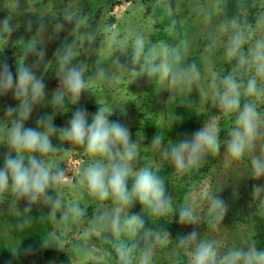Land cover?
Instances as JSON below:
<instances>
[{"label":"clouds","instance_id":"clouds-1","mask_svg":"<svg viewBox=\"0 0 264 264\" xmlns=\"http://www.w3.org/2000/svg\"><path fill=\"white\" fill-rule=\"evenodd\" d=\"M63 19L65 23L71 24L78 18L65 9ZM229 24L234 30H229ZM235 25L236 21L233 20L219 26L221 32H229L224 54L228 59H235L234 70L218 77L215 71L209 69V87L214 105L221 114L231 117V127L226 136L221 139L217 117L210 115L190 136L165 141L158 133L148 146L168 160L176 173H188L199 167L207 155L220 152L221 147L225 164L239 160L252 152L254 142L260 135L264 115L257 110L255 99L264 97V87L258 83V80H264V35L256 33L264 26V17L257 18L255 24L246 23L242 27ZM26 27L31 29L30 21ZM15 28L16 25L11 24L8 17L0 19V36L10 37ZM63 28L64 25L57 22L54 34ZM38 33L40 36L45 35V24L38 25L24 48L25 53L36 57L33 63H16L13 74L7 61L0 60V97L11 93L16 101L15 106L5 107L3 116L10 119L6 127H0L2 145L8 148L0 160V194H10L17 201L24 200L26 204L23 210L27 213H30L33 205L40 204L49 209L47 214L53 218L58 211L62 219L78 218L83 212L79 203L65 202L59 191L65 184L66 168L60 164L53 165L45 157L56 153L67 154V144L82 146L90 162L82 169L76 184L83 185L98 201L112 202L110 208L99 211L97 222L114 237L113 247L120 264H133L132 249L135 246L121 241L122 233L143 242L135 257L136 264H152L155 248L168 242L169 233L162 236L159 231L145 227L143 216L125 210L132 209L138 203L142 211L150 210L158 216L171 213L179 224L195 226L201 220L193 202L186 199L184 203L174 206L164 180L155 169L149 164L137 166L143 138L139 136L138 140H132L128 127L110 120L114 109L100 106L97 101L98 107L94 113L89 114L77 107L65 126H54L53 116L66 96L75 106L82 92L94 93L85 79L87 66L77 61L79 41L61 43L54 52L55 75L59 86L47 101L54 112L36 117L35 127L25 126L34 108L43 105L46 97L43 79L36 75L41 58H45ZM84 40L91 46L96 40L95 31L87 32ZM112 42L113 39L109 38L108 43ZM249 42L251 44L245 51L244 46ZM186 48V43L183 49L179 46L168 47L163 43L146 48L142 33L128 32L116 44L115 54L110 61L117 71L108 72L103 59L98 58L89 79L113 83L124 72L134 81L144 77L150 82L151 78L156 77L166 81L168 90L175 88L177 93H182L185 87L191 89L194 86L198 93L207 96L208 90L199 84L201 72L196 64L182 63ZM117 53L127 56L129 63L122 64ZM241 69L251 72L246 80L237 79ZM242 96L254 99L242 103ZM53 137L58 141L55 145L52 143ZM250 177L264 178V152L250 157ZM254 191H264V186H255ZM202 196H206L208 201L205 220L215 229L222 223L227 205L219 197L207 193ZM175 240L178 248L188 252V264H264V248H258L254 241L237 247L223 246L217 240L198 235L195 228ZM40 246L58 248L50 236L41 237ZM10 251L15 256L21 249L18 252Z\"/></svg>","mask_w":264,"mask_h":264},{"label":"rangeland","instance_id":"rangeland-1","mask_svg":"<svg viewBox=\"0 0 264 264\" xmlns=\"http://www.w3.org/2000/svg\"><path fill=\"white\" fill-rule=\"evenodd\" d=\"M35 1L37 2L34 6L31 5L33 9L30 12L34 17L38 18L39 12L46 11L47 14L54 12V0H43L42 4H39V0ZM249 1H251L252 7L255 8L252 19L249 18L250 14L244 13L240 18L229 20L221 17L218 0L110 1L99 15L95 32L96 40L91 47V49L97 47L99 52L93 64L88 66L85 72V79L94 93L82 92L77 105L62 108L60 106L57 114L53 116V124L59 128L67 124L72 111L77 107L83 108L91 114L97 110L98 101L100 106L114 109L109 119L118 121L128 127L132 140H138L139 136L143 138L140 143V162L137 166L149 164L155 169L156 173L159 170L169 169L167 177L170 180V195L173 199V205L178 206L184 203L186 199H190L193 202L197 216L200 217L201 223L199 225H181L177 222L175 215L172 217V214L168 213L164 215V221L170 229L178 234H187L195 228L198 235H203L206 239L217 240L223 246L232 247L243 246L248 241H254L256 244L255 217H264V191H254L255 186H264V178L253 179L250 177V157L264 152V123L260 126V135L254 142L252 152L246 153L239 160H233L230 164H225V157L222 153L223 148L221 147L220 152L207 155L199 167L188 173H176L168 160L160 157L159 153L149 148L152 138L149 134H144L143 131L155 127L171 126L177 120L174 113L175 107L191 101L194 102L197 113L204 116V121H207L210 115L217 117L219 135L223 140L231 127V117L221 114L214 105L209 87L211 80L209 69L215 71L218 77L234 70L232 64H235V59H228L224 54L225 42L229 32H221L219 26L221 23H229L235 20V27H242L246 23L255 24L257 18L264 17V0ZM19 7V3L11 4L8 7V15L13 19L16 26L19 25L20 21L12 12H19ZM0 8H4V3L0 4ZM2 15L4 14H1L0 18ZM19 18H22L21 12ZM29 21H32L31 29L33 30L32 33L35 34L36 28L40 23H43V20L40 18L36 21L29 19ZM44 24L46 26L45 21ZM25 29L24 34H20L15 29L10 37L5 35L0 38L2 43L0 45V60L7 61L13 74L15 73L16 63L31 64L36 59L35 56L24 52L27 40L30 38L28 29ZM229 30H234L230 24ZM46 32L49 33L51 30L48 32V29H46ZM128 32L142 33L145 36L146 48L152 44L163 43L168 47L179 46L183 49L186 43L187 48L183 51L182 62L186 60L187 64H196L201 72L199 84L208 90V95L198 93L194 86L191 89L185 87L182 93H177L175 88L168 90L165 86L166 81H161L156 77L151 78L150 82L144 77H138L134 81V78L129 77L124 72L120 74L121 78L113 83H109L107 80L89 79L93 74L95 61L98 58L103 59L108 72L117 71L110 61L115 54L116 44ZM256 35H264V26L257 31ZM37 36L40 41L45 37L40 36L39 33ZM109 38L113 39L111 44L108 43ZM22 42H25V44H21ZM83 43L85 47L87 42L84 40V36ZM250 44L251 42L244 46L245 51ZM54 52L52 50L48 58L45 54V58L48 60L46 62L45 58H41L40 67L36 69L37 76H45L48 70L55 68ZM80 53L78 52L77 55ZM117 55L122 64L129 63L127 56L119 53ZM245 74L248 77L251 72H245ZM258 83L261 87H264V80H258ZM51 86L54 87V85ZM56 88L57 86H55ZM45 92L46 102L44 107L49 105L47 101L51 99L50 90ZM12 98L11 96L9 104L15 106L16 102L11 103ZM3 99L4 96L0 97V104ZM250 99L254 98L250 97ZM3 101L6 102V100ZM255 103L257 110L264 115V97L255 99ZM3 109L0 108V127H6L10 119L2 117ZM39 109V106L34 108L32 115L26 122V127L36 126L34 116L37 114L36 110ZM65 109L68 110L63 113ZM0 140H3L2 135H0ZM52 143L54 145L58 143L55 137L52 138ZM2 144L3 141L0 143V160L8 152L7 146ZM65 147L68 149L67 154H53L54 165L60 164L61 167L66 168L65 184L60 187L59 191L68 201L79 199L81 196H91L83 185L76 184L77 178L82 169L90 162V158L84 153L82 146L67 144ZM204 193L219 197L227 205L225 217L215 229L211 228L205 220L208 201L206 196H202ZM4 194L8 196L7 201H10L12 196L7 193L2 195ZM7 201L5 200L4 206H10L6 203ZM111 206L112 202L110 200L99 201L94 208L93 218L84 228H77L72 231L57 230L62 238L61 244L64 249L61 254L56 253L55 250L54 253L49 252L48 256L43 255L44 259L39 264H117V262L120 264L113 247L114 237L111 233L105 232L97 222L99 211ZM23 211H19V209L0 211V221L6 225L10 222L18 223L20 216H15L14 220L13 217L8 215L12 213L20 214ZM48 211L49 209L45 206L44 213H48ZM125 212H128L127 209ZM141 216H143L145 224H148L145 227L159 231L162 236L167 234V232H162L157 227L158 218L156 215ZM59 217L60 213L58 211L55 218L51 217L53 223L54 221L57 222ZM13 225L17 226L18 224ZM3 231L5 233L10 232V228ZM5 233L2 242L9 251L10 249L14 251L16 245H14L10 234L6 233V235ZM39 234V230H34V237ZM120 240L126 244L135 245L132 255L134 257L133 264H136L135 257L138 255L143 242L137 237H131L124 233L121 234ZM72 244L78 246V249ZM184 261L188 262V253L177 250L175 239L169 233L168 242L155 248L152 264H183Z\"/></svg>","mask_w":264,"mask_h":264},{"label":"trees","instance_id":"trees-1","mask_svg":"<svg viewBox=\"0 0 264 264\" xmlns=\"http://www.w3.org/2000/svg\"><path fill=\"white\" fill-rule=\"evenodd\" d=\"M60 3H61V6H63L64 3H66V1L60 0ZM218 3H219L220 15L225 20L234 19L237 17L240 18L244 13L250 14L249 18L252 19L251 18L252 14L255 12V8L252 7V3L249 0H218ZM31 9H33L32 6H28V4H24L22 8V13L24 12L21 18L22 22H25L26 21L25 19L29 20V19L35 18V21L40 19V15H38V18H37L30 14ZM47 10H49V8H47ZM77 18L78 19L71 24L65 23V21H61V24L64 23V28L61 30V39H60L61 41L59 40V42L55 46H53L54 44H50L51 46L49 49L50 54L52 50L55 51L60 46V43L69 42L71 40L80 42L79 40L80 38H78V36L74 37L72 34L74 32V29L72 27H74V24H78L81 16H78ZM26 25H27V22H26ZM83 46L84 45H81L79 43L78 50L79 49L81 50L77 51V53L78 52H81V53L78 55L77 60L81 61L88 67L93 64L95 57L98 54L99 50L97 47L95 49H91L92 45L91 46L88 45L85 47ZM48 56L49 55H47V58ZM47 58H45V62L48 61ZM182 63L187 64L188 62L186 63V60H184ZM233 65L234 63L232 64V66ZM246 78L247 77H246L244 70L242 71L241 69L240 74L237 76V79L246 80ZM48 86H50V89H51V84L50 85L48 84ZM247 99H250V97L242 96L241 102L243 103L244 100H247ZM14 102L16 101L14 100V98H12L11 103H14ZM6 104L4 103L0 104V108L5 109V107L7 106H14L13 104H7V105ZM66 106H73L72 102L69 100L67 96L64 98L61 108L66 107ZM59 109L60 107L58 108V111ZM174 113L176 114L177 120L171 126L155 127L149 130H144L143 131L144 134H149L150 137L153 138L154 135L159 133V135L165 141L178 140L180 138H183L184 136H190L191 133H193L195 130H197L198 128L202 126V122L204 121V116L197 113L194 102H191V101H187L185 104L175 107ZM3 114H2V117H4ZM168 174H169V169L159 170L157 173V175H159L164 180L165 188L167 192L170 194V180H169V177H167ZM7 197L8 196H6L5 194L4 195L0 194V203H3L0 205L1 212H3L4 210L8 211L10 209H14V210L19 209V211L23 210L26 204L24 200L17 201L12 196L10 201H7ZM62 197L65 202H71V201H68L64 196ZM5 200L7 201L6 203L10 206H4ZM73 201L78 202L80 207L83 210L82 215L76 219L65 220L59 217L57 222L54 221L53 223L51 216H49L47 213H44L45 206L36 204L31 207L30 213H23L25 212L23 211L20 214L12 213L11 215H8V216L13 217L14 220H15V216L17 217L20 216L18 219V223L10 222L9 224L11 225L9 224L6 225L0 221L2 225L1 227H3V230H7V228H10V232H6V233L10 234L11 238L14 241V245H16L15 246L16 250L14 249V252H18L21 249L18 255L14 256L13 253L9 255L6 264H39L41 260L44 259L43 252H45L47 249H49V252L54 253L56 250L57 251L56 253L61 254L62 250L64 249V246H62L61 244L62 238L58 234L57 230L58 231H61V230L72 231L77 228L78 229L84 228L93 218L94 208L96 204L99 202L93 196H81L79 199H76ZM9 207H12V208H9ZM127 211L134 212L140 215H155L150 210L142 211L141 206L138 203L134 204L132 209H127ZM156 216L158 218L157 227L159 228L160 231L169 232L174 237V239H176L180 235H184V233L178 234L174 230H171L169 225L164 221L165 220L164 216H158V215ZM255 220H256V223L254 225V228L257 233L256 246L258 248H264V217H255ZM13 224H18V225L14 226ZM145 225L147 226L148 224H145ZM34 230L40 231V234L37 237L36 236L34 237ZM48 236H50L52 240H54L56 246L59 249L54 246L48 247V248H41L40 238L48 237ZM72 246L78 247V246H75V244H72ZM175 247L180 252H184L186 254L188 253L186 250L177 247L176 240H175ZM25 250H30V251H25ZM132 250H135V249H132ZM185 257L187 258L186 255ZM187 263H188L187 261L183 262V264H187ZM117 264L119 263L117 262Z\"/></svg>","mask_w":264,"mask_h":264},{"label":"flooded vegetation","instance_id":"flooded-vegetation-1","mask_svg":"<svg viewBox=\"0 0 264 264\" xmlns=\"http://www.w3.org/2000/svg\"><path fill=\"white\" fill-rule=\"evenodd\" d=\"M54 1H55V5H54L55 8H54L53 13L47 14L46 12H40L38 14V15H40V18H42L43 24H44V21L46 22V26H47L46 29H48V32L51 30V32H49V33L46 32V34L44 35L45 37L41 43L43 48H44L45 54L47 53V55H50V51H49V49L51 47L50 44H54L53 46H55L59 42V40L61 39V31L54 34V28H56L57 22L61 24V21H64L63 14H64L65 9L70 10L75 17L81 16L78 24H74V27H72L74 29V32L72 34L74 37L78 36V38H80L79 39L80 44L84 45L83 36H85V34L89 31H95L96 32L99 15L103 12L105 7L112 0H65L66 3L63 6H61V3L59 0H54ZM32 20L35 21V19H32ZM63 25H64V23H63ZM98 29H99V26H98ZM49 37H51V38H49ZM60 45H61V43H60ZM86 46H88V45L86 44ZM83 47H82V49H83ZM41 78L43 79V82L45 84V91H49V90H47V89H49L48 84L54 85V87L51 86V89H50L51 94L55 90V86H57V87L59 86L58 85V78L55 75V68L47 71L46 75L41 77ZM45 108H46L45 113L43 111H41V114L42 113L43 114L48 113L49 109L52 107L49 105H46ZM2 141L3 140H0V143ZM1 149L3 150V148H1ZM46 159L50 160V162L54 165L55 161H54L53 154H50V156L46 157ZM0 251L3 255H7V252L9 250H8V248H6L5 245H3L0 248ZM47 252H49V249H47L45 252H43L44 256H46V255L48 256ZM6 262H5V264H6Z\"/></svg>","mask_w":264,"mask_h":264},{"label":"crops","instance_id":"crops-1","mask_svg":"<svg viewBox=\"0 0 264 264\" xmlns=\"http://www.w3.org/2000/svg\"><path fill=\"white\" fill-rule=\"evenodd\" d=\"M60 1V0H59ZM36 2L37 1H35V0H0V4L1 3H4V8H0V16H1V14H4V15H2V17L0 18V19H4V18H6V17H8L9 19H10V23L11 24H14L13 23V19L11 18V17H9V10H8V7L11 5V4H15V3H19V5H20V7H19V12H17V13H15V12H12V14L16 17V18H18L19 19V25H17L16 26V30L17 31H19L20 32V34H24L26 31V29L25 28H27V27H25L26 26V22L28 23V21L29 20H27V19H25L26 21L25 22H22L21 21V19L19 18L20 17V12H21V14H23L22 13V8H23V6H24V4H28V6H31V5H35L36 4ZM39 2V4H42L43 3V0H39L38 1ZM48 2V1H47ZM46 2V3H47ZM32 6V7H33ZM44 6H45V4H44ZM32 22V21H31ZM32 29H30V30H28V33H29V37H31L32 35H34V33H32ZM14 42H16V40H14ZM41 43H42V41H41ZM21 44H25V42H22ZM13 62H14V60H13ZM38 77H43V75H39ZM11 93H9V94H7V95H5L4 96V99L3 100H6V102L5 101H3L2 100V102H1V104L2 103H4V104H9V102H10V99H11ZM3 97V96H2ZM45 102H46V100H45ZM6 104V105H7ZM45 104V103H44ZM44 104L43 105H40L39 106V110H36L37 111V114H35V116H34V119H36V117H38V116H41L42 114H41V111H43L44 113H45V107H44ZM5 105V106H6ZM54 112V109L53 108H50L49 109V111H48V113L50 114V113H53ZM77 249H78V247H77Z\"/></svg>","mask_w":264,"mask_h":264},{"label":"water","instance_id":"water-1","mask_svg":"<svg viewBox=\"0 0 264 264\" xmlns=\"http://www.w3.org/2000/svg\"><path fill=\"white\" fill-rule=\"evenodd\" d=\"M2 36H0V38H1ZM0 45H2V43H1V41H0ZM4 231H3V229L1 228V223H0V248L4 245V242H2V241H4V240H2V238L4 237ZM11 250V249H10ZM12 254V252L11 251H9V252H7V255H3L2 253H1V251H0V264H4L7 260H8V257H9V255H11Z\"/></svg>","mask_w":264,"mask_h":264}]
</instances>
